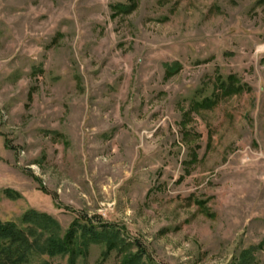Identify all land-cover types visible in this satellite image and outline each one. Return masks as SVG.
I'll list each match as a JSON object with an SVG mask.
<instances>
[{"label":"rangeland","instance_id":"obj_1","mask_svg":"<svg viewBox=\"0 0 264 264\" xmlns=\"http://www.w3.org/2000/svg\"><path fill=\"white\" fill-rule=\"evenodd\" d=\"M0 136L4 221L113 224L150 264H264V0H0Z\"/></svg>","mask_w":264,"mask_h":264},{"label":"trees","instance_id":"obj_2","mask_svg":"<svg viewBox=\"0 0 264 264\" xmlns=\"http://www.w3.org/2000/svg\"><path fill=\"white\" fill-rule=\"evenodd\" d=\"M228 87L224 83L221 85L225 93L230 90ZM4 191L9 196L13 194L10 189ZM88 221L84 225L74 222L61 236L59 223L36 211L26 212L20 222L0 218V264H28L34 257L65 255H70L69 264H74V256L80 253L78 250L87 243L106 238L120 239L128 248L137 247L138 252L125 257L122 264H150L147 262L150 257L146 256L143 246L125 238L120 228L113 224H96L92 219Z\"/></svg>","mask_w":264,"mask_h":264},{"label":"crops","instance_id":"obj_3","mask_svg":"<svg viewBox=\"0 0 264 264\" xmlns=\"http://www.w3.org/2000/svg\"><path fill=\"white\" fill-rule=\"evenodd\" d=\"M0 156L1 157L8 156V149H6V146H4V140L1 136H0ZM1 168L3 170L5 167H1Z\"/></svg>","mask_w":264,"mask_h":264}]
</instances>
